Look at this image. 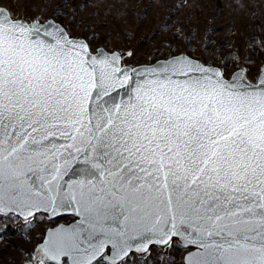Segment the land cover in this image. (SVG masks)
Here are the masks:
<instances>
[{
	"label": "snow or ice",
	"instance_id": "6c2138e0",
	"mask_svg": "<svg viewBox=\"0 0 264 264\" xmlns=\"http://www.w3.org/2000/svg\"><path fill=\"white\" fill-rule=\"evenodd\" d=\"M191 7L166 5L140 54L80 5L0 0L11 264H264V41L257 24L246 48L194 50Z\"/></svg>",
	"mask_w": 264,
	"mask_h": 264
},
{
	"label": "rangeland",
	"instance_id": "374dc122",
	"mask_svg": "<svg viewBox=\"0 0 264 264\" xmlns=\"http://www.w3.org/2000/svg\"><path fill=\"white\" fill-rule=\"evenodd\" d=\"M24 3V0H19ZM39 6L41 0H32ZM173 0H67V6H82L79 15L84 17L83 24H91L86 29H94L100 33V39L110 37V43L126 47L128 43L138 44L139 53H150L168 34L162 32L151 43H143L142 37L146 32L156 27L159 20L167 14L166 5ZM192 5L179 13V18L187 21L188 29L193 33L192 48L196 50L205 36L213 37L215 44L222 40H231L232 45L246 48L249 37L259 25V39L264 41V0H189ZM152 5L149 15L143 17L146 5ZM83 27V25H81ZM214 46V45H213ZM211 47V46H210ZM227 51V49H225ZM260 58L259 49L256 59ZM20 237L13 228L0 235V264H11L14 255H18L16 245Z\"/></svg>",
	"mask_w": 264,
	"mask_h": 264
}]
</instances>
